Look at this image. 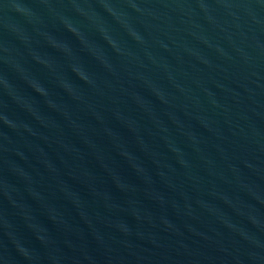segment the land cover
Listing matches in <instances>:
<instances>
[{"label": "water", "instance_id": "obj_1", "mask_svg": "<svg viewBox=\"0 0 264 264\" xmlns=\"http://www.w3.org/2000/svg\"><path fill=\"white\" fill-rule=\"evenodd\" d=\"M0 264H264V0H0Z\"/></svg>", "mask_w": 264, "mask_h": 264}]
</instances>
